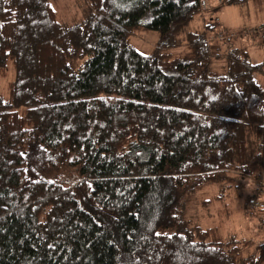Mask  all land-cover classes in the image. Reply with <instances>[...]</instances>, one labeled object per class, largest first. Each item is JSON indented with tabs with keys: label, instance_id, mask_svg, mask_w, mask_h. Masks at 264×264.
Wrapping results in <instances>:
<instances>
[{
	"label": "trees",
	"instance_id": "16d2710c",
	"mask_svg": "<svg viewBox=\"0 0 264 264\" xmlns=\"http://www.w3.org/2000/svg\"><path fill=\"white\" fill-rule=\"evenodd\" d=\"M54 1L0 0V264H264L257 191V241L187 216L229 173L257 175L264 60L215 64L189 29L209 0H84L73 23ZM138 30L159 32L151 54Z\"/></svg>",
	"mask_w": 264,
	"mask_h": 264
},
{
	"label": "rangeland",
	"instance_id": "374dc122",
	"mask_svg": "<svg viewBox=\"0 0 264 264\" xmlns=\"http://www.w3.org/2000/svg\"><path fill=\"white\" fill-rule=\"evenodd\" d=\"M225 1H205L203 11L194 15L189 29L208 31L212 46L217 48L215 51L218 53V60L215 62L217 66L225 63L230 48L239 47L248 49L254 63L262 62L264 49L259 40L264 38V0L261 2L242 0L237 4H225ZM54 5L59 18L65 23H73L81 19L85 7L84 0H55ZM214 22L215 27L211 24ZM226 27L229 32L227 37H231V40H226L227 43L222 40L223 43L220 44L218 36H224ZM159 37V32L156 30H138L130 36L129 41L140 52L151 54ZM177 51H183V48L178 47L174 50L175 53ZM79 61L75 58L72 63L76 66ZM257 78L263 83L262 75L257 74ZM257 170L256 176L229 173L231 180L208 186L203 190V194L198 192L188 202L187 216L199 221L204 227L219 226L225 238L228 240L233 236V239L238 241V245H242L239 242L247 239L259 240L263 231L259 227L260 223L257 224V215H253L249 220L245 214V204L251 203L256 191L261 198H264V185L262 187L256 182V177L264 179V160ZM203 199L210 200L209 208L203 209L201 206ZM241 250L244 254H248L254 251V247H242Z\"/></svg>",
	"mask_w": 264,
	"mask_h": 264
},
{
	"label": "built area",
	"instance_id": "2783aa9c",
	"mask_svg": "<svg viewBox=\"0 0 264 264\" xmlns=\"http://www.w3.org/2000/svg\"><path fill=\"white\" fill-rule=\"evenodd\" d=\"M204 4H205V2H204ZM257 182H259V185H262V187H263V185H264V179H263V177L262 178H257ZM255 205L264 207V201H256L255 202Z\"/></svg>",
	"mask_w": 264,
	"mask_h": 264
},
{
	"label": "bare ground",
	"instance_id": "6f19581e",
	"mask_svg": "<svg viewBox=\"0 0 264 264\" xmlns=\"http://www.w3.org/2000/svg\"><path fill=\"white\" fill-rule=\"evenodd\" d=\"M203 6H205L204 1L201 4V10L203 11Z\"/></svg>",
	"mask_w": 264,
	"mask_h": 264
},
{
	"label": "snow or ice",
	"instance_id": "6c2138e0",
	"mask_svg": "<svg viewBox=\"0 0 264 264\" xmlns=\"http://www.w3.org/2000/svg\"><path fill=\"white\" fill-rule=\"evenodd\" d=\"M159 235V234H158Z\"/></svg>",
	"mask_w": 264,
	"mask_h": 264
}]
</instances>
